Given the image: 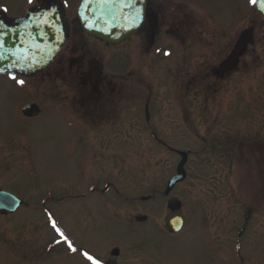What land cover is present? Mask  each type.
I'll return each mask as SVG.
<instances>
[{
  "label": "rangeland",
  "instance_id": "1",
  "mask_svg": "<svg viewBox=\"0 0 264 264\" xmlns=\"http://www.w3.org/2000/svg\"><path fill=\"white\" fill-rule=\"evenodd\" d=\"M61 1L72 37L83 42L68 57L85 53L93 59L90 76L100 70L119 89V122L85 125L58 107L67 81L84 85L78 63L70 66L68 57L63 68L52 65L23 83L0 76V189L23 202L16 212L0 214V264H84L57 243L49 217L76 248L106 252L116 244L131 251L124 264H264V19L255 6L179 0L209 26L203 30L199 23L191 31L192 46L162 33L150 44L142 32L107 45L83 33L75 14L79 0ZM26 3L0 0L12 17L22 15ZM244 28L240 61L204 77ZM27 101L40 103L41 115L20 118L18 107ZM90 145L99 147L96 174L116 190L96 201L74 198L90 183L82 163ZM182 149L190 151L187 177L164 196L179 159L173 150ZM171 198L182 201L186 219L176 234L164 224ZM133 214L149 215L148 222L133 227L122 221Z\"/></svg>",
  "mask_w": 264,
  "mask_h": 264
},
{
  "label": "flooded vegetation",
  "instance_id": "2",
  "mask_svg": "<svg viewBox=\"0 0 264 264\" xmlns=\"http://www.w3.org/2000/svg\"><path fill=\"white\" fill-rule=\"evenodd\" d=\"M42 2V0H31V2L26 3L24 6V13L27 9L32 6L38 5ZM171 1H158V0H146V8H145V16L144 21L139 28L138 32H142L144 38L152 44L155 39L162 35L164 37L169 38L168 40H174L176 44H182L187 46H192L191 43V31L199 28V20L198 17L194 14V12L188 8V6L179 0H176L175 4H169ZM0 10L8 14L6 8L1 5ZM9 15V14H8ZM201 24V23H200ZM72 25V24H71ZM202 25V24H201ZM203 30L208 29V25H202ZM71 32L70 36L63 45L61 52L56 56V58L52 61L50 67L53 65L54 68H63L65 66L64 59L69 55H76L77 48L76 46H80L83 42L78 40L77 38H73L72 36V28L70 26ZM84 33V32H83ZM87 35V34H86ZM88 36V35H87ZM241 37L237 40L238 42L234 44V48H231L224 58L218 64V69L211 70L212 72H223L228 68L226 58L230 59L231 56H234L236 62L241 59L243 45L241 43ZM90 37V36H88ZM81 38V37H80ZM92 38V37H90ZM174 38V39H173ZM194 41V38H193ZM80 44V45H79ZM240 49V50H239ZM239 52V55H235L236 52ZM64 54V55H61ZM62 56V57H61ZM61 57V58H60ZM240 58V59H239ZM68 64L71 66L74 62L78 63L77 69L80 70V78L81 82L84 84L82 86H72V81H67L65 86L67 89L60 93V97H64V99H58L64 101V106L62 104H57L59 108L62 110L65 108V113L69 119H73L75 121L80 122L85 125H105V126H116L118 125V108L115 106L116 101H118L120 95L119 89L117 90L116 86H112L108 80H104L101 76V71L96 70L95 78L90 76L93 64V59L85 58V53L80 55L77 59L74 56L68 57ZM205 77H209L207 73ZM86 81H88L89 85H86ZM210 88L209 86H207ZM185 88V86H184ZM38 105L40 103L36 101ZM29 103L23 102L20 103L18 107V116L23 119H31L34 117H25L22 113V107L24 104ZM55 105V104H54ZM111 105L112 107H110ZM40 115L42 113V106L40 105ZM110 107V108H109ZM57 108V107H56ZM55 108V109H56ZM70 110V111H67ZM37 115V116H38ZM35 116V117H37ZM101 139V138H100ZM92 144V143H90ZM88 145V144H87ZM91 146V145H90ZM97 148L91 146V148L87 151L88 156H84L82 163L84 169L86 171L84 178H89L90 183L88 185L85 184L84 190L77 194L74 198H78L81 200L89 201L94 199H103L102 196L105 192L109 190L110 185H103V180L101 175L98 176L96 174L97 169L100 170L98 164L97 157L100 155L97 153ZM260 154L262 150L259 149ZM263 157V156H262ZM95 158V160H94ZM94 161L95 166H91ZM93 165V164H92ZM263 172L264 165L260 168ZM90 174V176H89ZM264 174V173H263ZM105 185L107 186L105 188ZM160 194V192H158ZM156 193L153 194L148 200L153 199ZM71 197V196H70ZM246 215V214H245ZM247 216V215H246ZM149 215L147 214H133L128 215L122 221L129 223L128 226L137 227L138 224L148 222ZM247 220V219H245ZM134 230V229H133ZM245 231L240 230L239 233L242 235ZM239 236L242 237V236ZM113 248H117L118 254H111V250ZM77 251L75 254L83 261L84 264H91V261H88L84 257V253L87 252L91 255L95 260L99 261V264H124L126 260H132V252H125L122 248L116 244H112L106 252H94L91 250H86L83 247H77Z\"/></svg>",
  "mask_w": 264,
  "mask_h": 264
},
{
  "label": "water",
  "instance_id": "3",
  "mask_svg": "<svg viewBox=\"0 0 264 264\" xmlns=\"http://www.w3.org/2000/svg\"><path fill=\"white\" fill-rule=\"evenodd\" d=\"M264 0H257L256 8L261 11ZM145 0H80L77 15L84 30L107 43H118L130 32L139 28L143 21ZM69 25L65 10L59 0H45L24 15L16 18L0 13V74L30 76L44 70L60 51L68 36ZM27 115L39 112L35 104L23 108ZM176 174L167 183L168 193L176 182L185 178L184 163L188 151H179ZM20 200L0 190V209L14 211ZM181 207L179 200L168 204L171 211ZM182 213L175 212L167 217L169 227L178 231L183 225ZM117 253L116 250L113 251Z\"/></svg>",
  "mask_w": 264,
  "mask_h": 264
},
{
  "label": "snow or ice",
  "instance_id": "4",
  "mask_svg": "<svg viewBox=\"0 0 264 264\" xmlns=\"http://www.w3.org/2000/svg\"><path fill=\"white\" fill-rule=\"evenodd\" d=\"M29 2H31V0H29ZM249 3L252 4V5H256L257 4V0H249ZM261 11L264 12V4L261 5ZM165 55H169V53H165ZM20 83H23V81H20ZM49 220L51 222L52 228L56 231V233H58V235L61 238L60 240L57 241V243L64 242V243H66L68 245V248L72 252H76L77 249L73 246L72 242L65 235V233L63 231H61V229L57 226V222L55 220H53L51 217H49ZM83 255L88 261H91V264H99V261L95 260L87 252H85Z\"/></svg>",
  "mask_w": 264,
  "mask_h": 264
}]
</instances>
